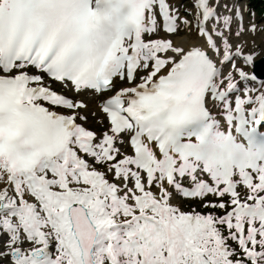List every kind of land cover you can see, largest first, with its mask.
<instances>
[{"label":"bare ground","instance_id":"obj_1","mask_svg":"<svg viewBox=\"0 0 264 264\" xmlns=\"http://www.w3.org/2000/svg\"><path fill=\"white\" fill-rule=\"evenodd\" d=\"M165 1L168 3L169 9L173 13V15L178 14V9L176 8L181 3V0ZM230 3H226V1L222 0V2L220 3V7L216 11L217 17L210 19L208 24V29L213 35L211 45L213 44L214 46H211V51L214 55V65L217 69V76L214 81L215 84L222 89V91L228 88H232L239 89V91L241 90L242 93L249 92L250 96L246 98V100L251 102L248 106V109L249 111L255 113L256 119H258L261 114V100L264 96V92H262V89H264V85L262 87H259V83H256L253 85L254 89L256 90L249 88L251 86V74H253L252 66H255V64L262 58V55L260 53L256 54L257 52L253 50V44L262 45L264 34L262 33L258 39L251 38L249 35L259 32V30L254 31L255 27L253 26V24L251 26H248L245 22H243L242 24L239 23V18L241 16L245 17V9L241 6H235V11L237 13L235 14L234 18H231L228 15ZM179 17L181 20L185 19L184 16L179 15ZM148 21V24L151 26L153 31L150 33V35L146 34L147 36L145 38V41L162 43L164 51L159 57L163 62L169 65V67H155L152 65L151 70L148 72V76L146 78L147 81L154 80L155 82L163 75L171 72V67L174 66L181 57L185 56L196 47H200L203 50L209 51L208 46L205 45L206 43L203 35H200L198 30L196 32H192L191 34H186L185 36H171L163 33L160 20L154 9L150 11L148 15ZM180 26H182L181 23ZM260 29H262V27ZM253 40H256V42ZM250 49L252 50V54L249 52ZM236 51L242 53L243 57L239 58L236 55ZM253 54H256V57H254ZM240 72L244 73L245 75L244 81L240 80ZM55 83H60L59 85H61V88L67 91L68 96H72V94L78 93V96H80L79 98L85 101V103L87 104L86 106H91L97 101V96L94 91L72 86L65 80L63 82L56 81ZM261 83H264V81H262ZM124 90V88L121 89V91ZM260 92L261 94L258 95ZM233 94L234 93H231V95ZM210 106L213 113H215L216 115L220 114L217 104L210 103ZM88 132L90 131L86 130L85 133ZM120 139H122V137H120ZM79 156L82 159H86V155L84 154H79ZM97 158L101 161L103 160L102 156H97ZM50 162L51 160L45 157L39 164H37V161L31 164V169L33 171L32 177H35L34 185L36 187V190L42 191V193H39L42 200H44L46 196L49 197V200L45 201L44 203L46 207H49L50 209L53 208L54 201L59 203L66 201L67 204L73 202L75 201V198L73 196L75 193H79L78 197L80 199L88 198L86 191H90L92 196L96 195L100 198H103L107 203L111 205L116 202L118 204L123 203L128 206L131 211H134L133 200L130 196V192L135 191L134 185L131 184L130 186H128L125 182L119 180V177L115 176V170L114 174L112 175V180L116 181L113 182L116 184H108L110 179L106 178V175L102 176L97 172H93L95 177L98 178L99 187L103 188V193H99V188L96 187L95 189L94 187H88V185L82 184L81 181L84 179V177L74 175L72 169L68 167L63 168L64 174L62 176L53 174L52 170H46L45 167L49 165ZM92 162L93 159L87 157L88 168L92 167ZM119 168L121 169L122 178L124 176L130 177L132 171L127 164L120 165ZM14 172L15 170L8 167L6 162H1L0 203H3L4 210L0 212V251L1 247L4 244H11L17 239L16 237H19L21 239L16 242L18 245H23V243H30V241L28 240L29 236H25V239L22 238L19 234L18 225L12 226V224L17 222V219L19 218L18 215H22L24 208H31L32 205H37V201L31 198L29 190L21 180H19L18 182L19 195H16L17 191L14 189L13 183L9 181V177L12 176ZM188 172L190 173L189 169ZM213 184L215 187L219 186L218 181H215L214 183L211 182V186H213ZM82 186L84 188H82ZM155 188L156 186L153 185L152 190L150 191L152 196L156 198H161L162 196H164L160 193V190H156ZM50 191H52V194L49 195ZM61 193L63 194L61 195ZM258 193H260V191L251 190L250 196H258ZM109 195L114 196L115 199H111ZM20 199L23 200V205L19 204ZM172 201L177 205L173 208V210H179L178 208L181 206L175 196H173ZM92 203L93 200H89V204ZM92 213L99 216L102 220H105L108 215L102 209H94L92 210ZM24 222L25 221L22 220V223H20V225H22ZM202 222L211 224L212 218L209 215L205 217L196 215V224H200ZM227 222H229V220H227ZM31 224L32 222H30V225ZM126 224H128L127 220L121 222H113V224L111 225V230L107 232V234L114 240V259L116 260L117 264H128L133 259L132 252H130L124 245L127 231L123 226ZM106 226L110 225L107 224ZM25 230V228L22 229V231ZM14 231H16L17 234L13 233V236H11L10 233ZM197 239L202 240L201 238ZM118 242H120V244L122 245L121 248L125 251L124 253L119 251V249L117 248L116 244ZM101 264L108 263L106 262V260H104V262Z\"/></svg>","mask_w":264,"mask_h":264},{"label":"rangeland","instance_id":"obj_2","mask_svg":"<svg viewBox=\"0 0 264 264\" xmlns=\"http://www.w3.org/2000/svg\"><path fill=\"white\" fill-rule=\"evenodd\" d=\"M226 1V3H230L229 6V13L228 15L231 18H234L236 11H235V6L236 5H240L242 7H245L247 9H249L247 11V15L245 16L246 18V22L248 26H251L253 24L254 31H258L256 33H253L252 35H249L251 38L254 39H258L261 34H264V15L263 16H259L255 11L254 8V0H224ZM222 2V0H210V4L211 7L214 11H217L218 8L220 7V3ZM253 5V6H252ZM178 9V13L181 16H184L186 20L191 21L190 24L188 23H181V27L179 30H177V33L175 34L176 36H185L186 34H191L192 32H196L197 29L192 25V22L194 19H196L197 15H198V11L197 8L195 6V0H181V3L179 4V6L176 8ZM262 27V29H260ZM256 42V40H253ZM253 50L255 52H257L256 54L260 53L262 55V57L264 56V37H263V44L262 45H256L253 44ZM251 49L249 50V52L251 53ZM254 53V52H253ZM252 54V53H251ZM256 54H253L254 57H256ZM252 70H253V66H252ZM148 74V70H144L141 71L140 73V77H144L145 75ZM259 83V87L263 86L264 83ZM256 84V82H255ZM126 83H120L117 87H122L125 86ZM55 86V85H54ZM253 87V85H252ZM56 89L63 91L66 95H68V93L63 89V88H59V87H55ZM262 92H264V89H262ZM261 92L258 94L260 95ZM109 94L106 95H99V97L96 94V98L97 101L91 105V106H85L80 108L81 113H80V118H82V121L84 122V126L87 127V129L93 131L94 133H96L98 135L99 139H102L103 133L106 132L108 130L107 127V123L106 120L103 116V114L101 113L100 110V105L101 102L103 101V99L105 98V96H107ZM80 96H78L77 93L72 94L71 98H73V100H79ZM84 118V119H83ZM125 140H119V145H121V147L119 148V157H124L127 153V147ZM123 144V145H122ZM114 161H107L103 166H100V168L103 170L104 172V176L106 175V178L111 179L112 178V173L109 172V167L112 169ZM243 197H247V195H243ZM178 201V199H177ZM179 202V201H178ZM224 203L227 207H229L232 204V200L228 199V198H212L209 199L208 201H198V200H192V201H184V200H180V212L182 213L183 217H185L187 214H193L194 212H202L204 214H212L215 217L216 221H220L221 219H223V213L220 211V208L217 207V205H219L220 203ZM207 207V208H206ZM115 215L119 216V214L115 211ZM220 231L221 233H223V235L225 233L224 227L220 226ZM232 233V232H231ZM21 240L19 237L13 241L11 244H4L1 247V251H0V263L1 264H10L13 262L14 257H13V251L16 249H21L22 245H18L16 242ZM2 255H4V257H1Z\"/></svg>","mask_w":264,"mask_h":264},{"label":"water","instance_id":"obj_3","mask_svg":"<svg viewBox=\"0 0 264 264\" xmlns=\"http://www.w3.org/2000/svg\"><path fill=\"white\" fill-rule=\"evenodd\" d=\"M254 74L257 78L264 80V57L255 64ZM73 224L77 236L81 239V244L85 257H87V243L83 239L82 224L77 219H73ZM90 239H92V237H90Z\"/></svg>","mask_w":264,"mask_h":264},{"label":"trees","instance_id":"obj_4","mask_svg":"<svg viewBox=\"0 0 264 264\" xmlns=\"http://www.w3.org/2000/svg\"><path fill=\"white\" fill-rule=\"evenodd\" d=\"M254 6L259 13L264 12V0H254Z\"/></svg>","mask_w":264,"mask_h":264}]
</instances>
